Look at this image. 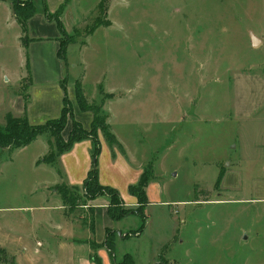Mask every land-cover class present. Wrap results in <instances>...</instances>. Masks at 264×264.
I'll return each mask as SVG.
<instances>
[{"label":"rangeland","instance_id":"1","mask_svg":"<svg viewBox=\"0 0 264 264\" xmlns=\"http://www.w3.org/2000/svg\"><path fill=\"white\" fill-rule=\"evenodd\" d=\"M43 1L35 0L38 10ZM103 1L106 13L98 9ZM45 2L52 13L65 6L60 20L70 45L64 83L74 106H80L77 88L85 98L87 110L77 112L84 125L97 116L103 181L128 196L134 171L146 172L152 204L143 237L117 254L131 250L141 264H192L198 238L215 259L222 252L224 264H264V116L236 119L232 85L234 73L259 58L247 30L264 28V0ZM27 42L21 27L0 14V127L25 118L15 107L21 99L28 105L32 89ZM71 123L46 131L29 146L0 147V223L19 224L24 236L35 231L47 243L42 221H58L65 232L51 233L50 242L85 243L91 263L103 264L105 250L92 247L91 201L83 182L71 193L77 205L72 210L60 194L64 186L72 191L71 180H78L63 172L59 155ZM108 132L116 141L112 146ZM48 154L55 163H43ZM70 158L72 168L83 160L78 151ZM232 168L241 187L220 192L218 175ZM142 224L141 217L130 215L120 227L126 233ZM0 239H7L1 228ZM14 245L12 239L9 247L0 246L1 262L19 258L21 249Z\"/></svg>","mask_w":264,"mask_h":264},{"label":"crops","instance_id":"2","mask_svg":"<svg viewBox=\"0 0 264 264\" xmlns=\"http://www.w3.org/2000/svg\"><path fill=\"white\" fill-rule=\"evenodd\" d=\"M7 1L8 0H0V14L6 15L9 21L13 20L14 23L21 27L20 23L17 22L14 16L13 8L11 7L10 2L7 3ZM54 13L56 12H53L52 14ZM26 34L28 37L27 49L31 56V68L33 71L30 81V87H32V89H29L30 92L28 94L29 106H25L24 100L21 99L18 101L17 106L15 107V112L20 115L25 114V117H27L30 125H45L48 121L59 119L62 115L66 92V84H64V82L69 78L67 76L69 75V67H67V62L64 61V63L62 61V58H60V56L58 55L60 40L62 38L60 29L56 22L47 20L46 16L44 15V13H42L41 10H39V12L34 17L28 20V29ZM248 35L250 40V48L256 55L255 57L259 58H257V62L251 63L249 67L242 66L241 71H236L233 75L232 85L234 92V115L236 119L241 120L250 119L254 116L259 115V113L261 117L264 116V28L260 27L257 29V31L249 28L247 30V39ZM253 37H255V39L257 40V47L253 46ZM69 100L73 105L75 119H77L82 124L85 130L91 131L92 115L89 116V127H86L81 119V115L77 114V112H82V110L80 109V107L74 106V97L73 99L69 97ZM86 115L88 114L86 113ZM68 128L71 129L70 127ZM93 146V142L90 139H85L77 142L72 150L69 151L70 153L66 152L62 154L61 163L63 172L65 173L66 171L70 175V177L76 176L78 180H80L78 181L72 179L70 182V185L72 187L80 186L78 184H80V182L84 183L87 179L89 171L91 170L93 165ZM77 151L78 154L81 152L83 160L78 164V167L72 168L70 165L72 158H70V156H72V154ZM123 156L124 153H118L117 155V157L120 158H123ZM39 158L37 160H39ZM112 166L114 168L117 167L116 162H113L111 167ZM143 170L144 169L140 168L139 170H136V172L134 171L132 175L133 180L129 181L127 184V193L129 195H124L122 197V200L127 208L137 209L139 207V202L137 201L136 197L131 195L129 186L135 185L139 182L144 172ZM220 174H223V178L220 182V192L225 190H236L241 187V183H239V181H236V179L238 178V174L233 168L226 173L220 172L218 177L220 176ZM83 183H81V185ZM100 183L103 186L109 187L110 185L107 182L103 181L101 172ZM90 203L91 207L94 208V242L97 245H102L106 241L107 231H112L114 234L113 236H118V238H114V249H116V253L113 256H110L107 249H105L103 246H100L103 250L106 251H103V253L101 254L103 264L121 263L126 254L132 255L134 264H141L138 261L135 252H131V250L121 251L120 255L117 254L118 249L120 251V248L123 247L127 242H130L132 240H141V238L143 237H126L128 233L133 231L123 233L120 225L128 216L120 221L111 218V216H109L108 214L109 202L106 197L96 198ZM150 204H152V201H150ZM147 207L144 210L145 215ZM26 226L27 228H30L29 223H27ZM42 226L46 230L45 233L48 232L49 236H45L48 237L50 241L54 237L50 235L51 233L57 232L59 233V235H61L62 231L65 229L63 227V224L58 221L53 222L51 219H49L48 223L42 221ZM33 227L36 228L37 225ZM38 227L40 228L41 225H38ZM0 228L2 235L5 232L7 234L6 241H1L0 239V246L9 247V241L11 242V240L13 239V243H15L14 246H18V248L20 247L21 249L19 251V258H14V264H92L91 260L86 255L85 249L83 248L85 247V243H80V245L78 246H69L68 241H65V243L50 241L47 243L40 242L38 240V235L35 234V231L32 233L29 232L31 234H27L24 236V234H22L23 229L19 228V224H16V226H4V224L0 223ZM51 228H53V230H51ZM63 232H65V230ZM204 235L207 242L208 234ZM35 241L39 242L36 243ZM194 246L195 250L191 253L192 264H224L221 258V254H223L222 252H220L221 254L219 253L218 258L215 259V254L211 252L209 248L202 249L200 240H198V238L194 240ZM14 257L18 256L14 255ZM110 257L113 258L112 262L109 261ZM0 264L7 263L5 261H0ZM146 264L153 263L147 261Z\"/></svg>","mask_w":264,"mask_h":264},{"label":"trees","instance_id":"3","mask_svg":"<svg viewBox=\"0 0 264 264\" xmlns=\"http://www.w3.org/2000/svg\"><path fill=\"white\" fill-rule=\"evenodd\" d=\"M11 7L13 8L14 16L17 20V22L20 23L22 27V31L24 34L27 33L28 29V20L32 17H34L38 12V8L35 5V0H9ZM43 9L42 12L46 16L47 20L56 22L58 25L60 32H61V40H60V47H59V53L58 55L60 58H62L65 62L66 60V53L67 48L70 45L69 43V37L66 36V29L63 24V22L60 20V14L62 13L65 6L61 4L58 12L52 14L49 11V8L45 2L43 1ZM99 10L103 9L105 10L104 13H106L107 5L104 3V1L100 4ZM65 84V83H64ZM65 88V86H64ZM66 91V88H65ZM77 97L78 101L81 107L80 109L82 111H86L85 107V98L81 96L80 89L77 88ZM70 100L67 96V91L65 92V100H64V108L62 110V115L59 119L50 120L45 125H30L27 117L20 119H10L5 127H0V147L5 146H13L19 145L21 147H26L31 145L32 141L39 135L46 133V131L51 130H57L61 131L65 129V126L67 125L68 120L70 119L72 121L71 126L73 127L72 131L70 132V135L68 137V140L64 142L62 145V152L60 151V154H64L66 152H69L72 150V148L77 144V142L90 139L93 142V165L91 170L89 171L88 177L83 183V187L85 189V197L89 201H94V199L99 197H106L109 202L108 207V214L111 216V218L115 220H123L127 216L130 215H137L138 217H141L143 220V224L141 225V228H139L136 231L130 232L126 235V237H139L143 233L146 226V219L145 216V208L150 204V201L148 199L147 194V188H148V179L145 180V173L141 176L139 182L135 185H131L130 187V193L134 197H136L137 201L139 202V207L137 209H131L127 208L125 206V203L122 200V197L118 190L111 186H103L100 183V173L98 172V161L99 156L101 153L102 145L97 137V127H95V121L97 119V116L95 117L93 123H92V129L91 131L85 130V128L82 126V124L75 118H74V112L73 108L70 106ZM28 104V103H27ZM69 104V105H67ZM103 131L106 133L107 131L103 129ZM108 142H111V146L115 144V140L110 132L107 133ZM61 139V137L59 138ZM21 140V142H19ZM19 142V144H18ZM58 157V156H57ZM45 161L43 160V163L50 162L55 163L56 159L52 158L50 154H48L45 158ZM223 178V174H220L218 177V184H220L221 180ZM72 191L68 189V187L64 186L62 190L60 191L63 203L66 204L70 210L75 208L77 206L74 201L75 198L71 196V193L75 191H79L78 187H71ZM91 218H92V229L93 233L95 231V218L94 217V208L91 207ZM112 231H107V238L106 241L102 245H97L95 242L92 244V247L96 246H103L105 249L108 250L110 256H113L116 253V249H114V236ZM8 264H13V260H9L7 262L5 259L3 260ZM2 261V262H3ZM118 264H134L133 257L131 254H126L125 258L121 263ZM157 264H168L166 261H162Z\"/></svg>","mask_w":264,"mask_h":264},{"label":"water","instance_id":"4","mask_svg":"<svg viewBox=\"0 0 264 264\" xmlns=\"http://www.w3.org/2000/svg\"><path fill=\"white\" fill-rule=\"evenodd\" d=\"M252 42H253V46L257 47V40L255 39V37L252 38Z\"/></svg>","mask_w":264,"mask_h":264}]
</instances>
